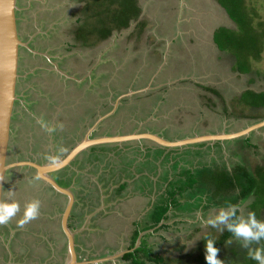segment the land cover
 <instances>
[{
  "label": "crops",
  "instance_id": "1",
  "mask_svg": "<svg viewBox=\"0 0 264 264\" xmlns=\"http://www.w3.org/2000/svg\"><path fill=\"white\" fill-rule=\"evenodd\" d=\"M73 1L85 4V0ZM216 1L227 15L218 0ZM66 3L68 1L63 3L62 0H16V28L23 45L18 53L16 98L10 120L7 156L10 163L33 159L36 164H42L46 161L44 157L49 154L47 150H50V155L55 153L56 157L62 158L85 138L141 133L140 129L120 133L109 132L108 129L102 132V129L105 121L116 112L122 100L126 102L131 95L143 96L153 91H163L168 96V87H173L177 80L183 82L185 79L180 77L170 81V73L168 79L163 75L166 59H170L172 44L179 38V34H190L180 32L178 26L175 36L167 30L168 38L162 39L165 48L155 53L160 55L156 65L160 62L157 67L155 65L151 79L143 82L146 86L135 90H132L135 86H131L126 92L116 95L110 91L108 79L111 73L108 71L110 62L107 39L113 33L101 40L92 36L88 38L85 34L88 39L85 43L82 42L83 39L78 38V28L81 25L77 26V19L74 23L70 22L74 13L65 9ZM176 15V21L184 20L181 14ZM227 18L229 19L228 15ZM53 26L60 27L59 33H56ZM218 28L212 32V42L216 48L213 36ZM64 29H68L67 35ZM180 45H184L183 42ZM98 46L103 48L99 49ZM217 50L219 51L218 48ZM159 78H162V81L158 80ZM184 85L187 86L186 83ZM207 90H213V94L219 95V91L214 87ZM121 95L125 96L115 105ZM147 96L151 97L150 94ZM157 96L158 101L166 99L163 94ZM162 105L156 106L155 103V108H148L153 125L141 121L139 126L143 132L158 135L167 141H175L177 139L168 138L165 134L168 133V111L162 110ZM246 138L248 137H245L244 141ZM129 142L134 145L133 150H130L133 153L131 163L125 160L123 146ZM109 148L111 150H108ZM179 148L181 147L161 146L147 139L89 145L58 171L59 173H55L60 187L69 186L66 189L70 190L73 198L68 227L73 232L76 262L116 264L121 254L133 252L141 242L149 253L147 232L168 226V211L159 222L155 220V213L159 208L168 207V201L170 202L168 192L163 196L157 194V180L167 179L166 170L168 161H171L168 153L170 154V149ZM115 149H121L120 153H113ZM151 156L154 164L151 160L146 164L150 166V174L154 177H150L147 184L152 180L154 182L152 189H148L143 195L140 191L145 186L137 184L132 173L140 171L144 157ZM21 167H16V175L13 177L19 178L20 173L17 170ZM202 173L205 171L197 176L189 173V177L196 178ZM41 187L42 189L38 190L26 189L20 198H10L19 203L20 211L8 223L0 224V264L68 262V241L61 224L66 199L64 194L54 195L51 190L43 188L42 185ZM190 189H193V186ZM3 198L2 194V200ZM33 200L39 201L37 216L19 225L18 220L22 217L25 204ZM151 211L152 214L149 215ZM113 247L115 252H110ZM119 248L121 252L117 251ZM142 255L145 257V252ZM123 261L132 263L130 259Z\"/></svg>",
  "mask_w": 264,
  "mask_h": 264
},
{
  "label": "rangeland",
  "instance_id": "2",
  "mask_svg": "<svg viewBox=\"0 0 264 264\" xmlns=\"http://www.w3.org/2000/svg\"><path fill=\"white\" fill-rule=\"evenodd\" d=\"M67 1L65 9L74 13L70 22L74 23V20L77 19L78 27L86 19L89 22L93 21L92 16L88 18L87 16L100 10L92 5V12L89 9L87 14L83 11L84 2L62 0L63 3ZM181 1L185 4L179 0H137L140 7L138 19L131 21L125 29L114 31L107 39L108 46H106L110 62L108 71L111 73L108 76L110 91L119 95L118 93L126 92L131 86H135L132 90L146 86L145 83L151 79L152 73L160 62L156 65L160 55L155 53L165 48V42L162 39L168 38L167 30L175 36V30L179 26L180 32H190V34H179V38L177 37L172 44L170 59L169 61L168 57L166 59L163 75L168 79V73H170L172 75L170 81L185 77L184 81L177 80L173 87L169 86L168 96L163 91H155L157 95L163 94L166 97L164 101H158V96L154 91L153 93L149 92L151 97L147 96L149 94L143 96L136 94L129 96L126 102L122 100L116 112L105 121L106 124H104L102 132L105 129L116 133L142 130V127L139 126L141 121L153 125L148 108H155L158 104H163L160 108L168 111L166 119L168 120V133L165 134L168 135V138L177 140L207 135L211 132L239 131L264 120V109L251 110V107L249 108L238 101L239 96L247 90L257 93L264 91V0H243V6L237 9V11H241V14H247V17L250 18L257 39L256 45H252L250 50L252 54L242 62L235 59L236 53H243L245 50L237 48V43L242 40V35L236 33L235 24L229 20L230 18H227L217 1ZM176 14H181L184 20L176 21ZM140 25L141 27L138 29ZM220 26H226L229 31L223 35L224 39L222 38L225 48L218 51L212 42V32ZM53 27L56 29V33H59L60 27ZM67 30H63L65 35L68 33ZM221 34L223 33L219 31L217 36L219 37ZM230 38H232V45L227 43V40H231ZM182 42L184 45H180ZM103 46L100 48L98 46V48L101 49ZM257 46L258 50L260 49V54L254 59L258 52ZM238 65L244 68L247 66L248 68L245 69L249 72L238 73L233 69V66L237 67ZM133 80L135 85H133ZM158 80L162 81V78ZM209 87L217 89L219 95L208 91ZM182 97L184 98L180 100ZM246 98L251 100L250 96ZM155 103L156 106H154ZM153 118L155 117L153 116ZM245 137L249 138V144L254 147L245 144ZM123 146L125 160L131 163L133 153L130 150H133L134 145L129 142ZM117 149L113 153H120L121 149ZM46 152H50V150ZM168 158H171L166 170L168 177L165 181L157 180L159 190L157 188L156 190L159 196H163L171 188L183 186L189 173L197 176L202 171L205 173L231 172L238 166L244 168L251 176H254L258 168H261V172L264 173V126L250 132L247 136L232 140L214 143L200 142L179 149H170ZM144 160L140 171L132 173L135 182L145 186V191L144 189L140 191V194L143 195L148 189H152V182H154L152 180L147 184L150 177H154L153 174H150V166L146 164L153 160L152 156L144 157ZM17 172L22 177L24 176L23 169L19 168ZM25 178L27 177L24 176L20 180L7 172L3 200L20 198L26 189H42L35 180L26 181ZM28 178L30 179V177ZM202 181L196 182L193 189L184 188L183 193L179 196L176 194L175 197L178 200L175 202L170 204L168 201V224H166L168 226L161 230L157 228L147 232L149 236L146 243L149 253L142 245L138 254L134 255L137 256L134 258L136 263L159 264L158 255L163 260V263L160 264H195L194 258L204 241L215 240L221 235V229H225L222 224L213 227L206 223L207 219L214 218L220 208L227 211L228 207L236 206L240 211V217H247L245 214L252 211L258 220H264V209L261 210L258 206H249L254 200L251 194L239 198V190H235L230 197L225 199L226 201H220V199L217 201L213 199L211 189L207 187L208 185L213 186V184L207 182V178L204 177ZM7 190L14 192L10 195ZM262 197L264 198V195ZM165 198H167V194ZM176 203L178 205L174 206ZM151 214L152 211L149 215ZM115 250L113 247L109 251L115 252ZM143 252H145V257L142 255ZM248 256V250H246V256L242 253V258L236 257L237 259H231L226 264H249ZM116 264L129 263L123 261L119 256Z\"/></svg>",
  "mask_w": 264,
  "mask_h": 264
},
{
  "label": "trees",
  "instance_id": "3",
  "mask_svg": "<svg viewBox=\"0 0 264 264\" xmlns=\"http://www.w3.org/2000/svg\"><path fill=\"white\" fill-rule=\"evenodd\" d=\"M218 2L225 9L230 20H232V22L235 24L236 33H240V35H242V40L238 41L237 48H244L245 50L243 53H234L235 59L239 62H242L244 59L247 60L248 56L252 54V52L250 53V50L252 45H256L257 39L255 38V31L251 25L250 18L247 17V14L243 15L241 14V11H237L238 8L243 6V0H218ZM92 5L95 6L96 9L100 10H97L87 16V18L92 16L93 21L89 22L88 19H86L84 24L78 28L80 31V34L78 33V38H82V42L84 43L91 36L92 38H96L98 40L106 39L113 33V31H120L127 28L130 22L136 20L140 15V7L137 4V0H85V7L83 8V11L88 14V10L90 9L91 11ZM140 27L141 25L138 27V29ZM219 31L223 34L218 37L217 34ZM228 31V28L220 27L214 32L213 41L220 50L225 48V42L222 41V38L224 39L223 35L227 34ZM85 34L88 36V38ZM230 39V41L227 40L228 45L233 44L232 38ZM259 51L260 49L258 50L257 54H255L254 59L259 56ZM245 68L248 67L246 66ZM245 68L241 65H238L237 67L233 66V69L240 74L249 72ZM247 96H250L251 100H248L246 98ZM238 101L249 108L251 107V110L264 109V91L257 93L247 90L239 96ZM244 142L247 146H251V144H249V138H246ZM203 177L207 178V182L213 184V186H207L211 189L213 199H220V201L225 200L227 197H230L235 190H239V198H244L249 194L254 197V200L249 204V206H258L259 209H264V198L262 197L264 195V173L261 172V168H258L255 171L254 176H251L245 171L244 168L240 166L236 167L232 173L227 171H215L213 173H202L196 178L189 177L183 186L171 188V190L168 191V199H170V204L177 200L175 198L176 194L179 196L185 191L184 188L190 189L196 184L197 181L203 182ZM177 205L178 204L176 203L174 206ZM167 209V206H162L159 208V210L155 213L156 222H159V220L166 213ZM248 213L249 212H247L245 215H248ZM237 216L240 217L239 209H237ZM228 239L232 240V243H225V241ZM142 245L143 244L141 242L137 249H135L133 252L126 253L123 256V259H130L132 262L131 264H143V262L136 263L134 261V258L137 257L134 255L138 254L139 248H141ZM214 246L218 248L219 251L217 256L223 262V264H226L231 259H237L236 257H239V259L242 258V253H244L246 256L247 249L241 247L238 240L234 238L232 234L226 229H224L221 232V235L215 239ZM256 247L264 249V240H261L258 244L256 242H252L249 245V248L252 249H255ZM204 254L205 249L203 244L201 249L198 250L197 256L194 258L195 264H206V261L204 260ZM157 259L159 264L163 263V260L160 256L157 255ZM248 259L249 264H259L258 261L253 260L250 256H248Z\"/></svg>",
  "mask_w": 264,
  "mask_h": 264
},
{
  "label": "water",
  "instance_id": "4",
  "mask_svg": "<svg viewBox=\"0 0 264 264\" xmlns=\"http://www.w3.org/2000/svg\"><path fill=\"white\" fill-rule=\"evenodd\" d=\"M16 0H0V200H2L5 177L9 170L20 166H32L36 169L38 177L50 185L55 191L68 197L66 207L61 214V224L68 241L69 258L65 264H79L76 262L74 252L73 232L68 228V216L72 207V195L68 189L60 187L48 172L56 171L68 165L72 159L85 147L89 145L121 142L127 140L147 139L165 147H183L200 142H216L247 136L250 132L264 126V120L247 126L239 131L230 133H216L184 138L181 140L167 141L158 135L150 133H130L112 137L85 138L82 143L75 146L62 160L55 163L38 165L30 161L9 163L7 162L8 145L10 137V120L13 104L16 98L15 86L17 78V63L20 46L23 45L17 34L16 28ZM125 95H121L116 101Z\"/></svg>",
  "mask_w": 264,
  "mask_h": 264
},
{
  "label": "clouds",
  "instance_id": "5",
  "mask_svg": "<svg viewBox=\"0 0 264 264\" xmlns=\"http://www.w3.org/2000/svg\"><path fill=\"white\" fill-rule=\"evenodd\" d=\"M7 191L10 195L14 192L12 190ZM19 211L20 205L17 201L13 199L0 200V224L8 223ZM38 211L39 201L33 200L26 203L18 224L23 225L35 218ZM206 223L213 227L217 224L224 225V228L238 240L240 246L248 250V255L253 260L258 261L259 264H264V249L260 247H256L255 249L249 248L252 242L258 244L261 240H264V220H258L254 212H249L247 217H238L236 206L228 207L227 211L224 208H220L214 218L207 219ZM214 243L215 240L213 239L204 241V260L206 264H223L217 256L219 250L214 246ZM225 243H232V240L228 239Z\"/></svg>",
  "mask_w": 264,
  "mask_h": 264
},
{
  "label": "flooded vegetation",
  "instance_id": "6",
  "mask_svg": "<svg viewBox=\"0 0 264 264\" xmlns=\"http://www.w3.org/2000/svg\"><path fill=\"white\" fill-rule=\"evenodd\" d=\"M143 126V125H142ZM142 132L141 133H145L146 131H144L143 132V130H141ZM212 134H216V133H213V132H211ZM141 140H146V139H141ZM181 140V139H180ZM173 148H178V147H173ZM50 153L51 152H49V154L47 155V156H45L44 157V159L46 160L44 163H42V164H38V165H45L46 163H49V164H51V163H55V162H58V161H60V160H62L64 157H62V158H56V154L55 153H52V155H50ZM54 155H55V157H54ZM48 157H51V158H48ZM31 158V157H30ZM32 161H30V162H33V159H31ZM8 161V160H7ZM9 162V161H8ZM35 163V162H34ZM23 170H24V176H26L27 178H25L26 179V181H31V179H33V180H35V182L37 183V184H41L42 186H43V188H47L48 190H51V192L52 193H54V195H55V193H57V194H59L60 192H57V191H55L50 185H48L46 182H44L40 177H38V175H37V173H36V169L34 168V167H32V166H24V167H21ZM62 168H60V169H58V170H56V171H53V172H48V176H50L59 186H60V184H59V181H58V178H57V176H56V174L55 173H59L58 171H60ZM16 168H14V169H11V170H9L8 172H10L13 176H15L16 175ZM19 170V169H18ZM23 176V177H24ZM20 177H22V175L20 174V176H19V178ZM28 177H30V179L28 178ZM35 183V184H36ZM66 187L68 188L69 186H67L66 185ZM66 187H65V189H66ZM70 191V190H69ZM60 194H62V193H60ZM64 197H65V199H66V204H67V202H68V197L64 194ZM70 215V214H69ZM32 220V219H31ZM69 225V224H68ZM70 226H71V224H70ZM69 228V227H68ZM117 251L118 252H121L122 250L121 249H117ZM122 256H120V257H122V260H123V256L125 255V254H121Z\"/></svg>",
  "mask_w": 264,
  "mask_h": 264
}]
</instances>
